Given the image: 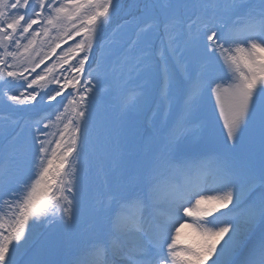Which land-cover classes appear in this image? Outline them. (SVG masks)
<instances>
[{
  "label": "snow or ice",
  "instance_id": "obj_1",
  "mask_svg": "<svg viewBox=\"0 0 264 264\" xmlns=\"http://www.w3.org/2000/svg\"><path fill=\"white\" fill-rule=\"evenodd\" d=\"M123 8L0 0V109L43 113L28 135L7 116L0 128V264L38 243L32 264H264V0H135L113 26ZM158 79L151 132L127 152L115 138L97 190L98 90L127 89L128 117ZM55 228L68 238L40 239Z\"/></svg>",
  "mask_w": 264,
  "mask_h": 264
},
{
  "label": "rangeland",
  "instance_id": "obj_2",
  "mask_svg": "<svg viewBox=\"0 0 264 264\" xmlns=\"http://www.w3.org/2000/svg\"><path fill=\"white\" fill-rule=\"evenodd\" d=\"M124 5V8L121 12L113 18V26L118 23H122V18L126 17L128 12L131 11L129 5L134 3L135 0H121ZM110 29H106L104 35ZM72 41H69L68 44H71ZM157 46L160 45V41H156ZM68 45H62V47H67ZM60 49L57 50L59 53ZM52 60L55 59V56L51 57ZM50 61H46V63H50ZM139 82H134L130 84L128 88H134L137 86ZM163 87L162 79H158L154 85L152 90V102L149 104L143 112L140 114L131 113L128 117L122 116V108H121V97L124 95L127 89H122L117 86L115 82L109 85L105 84L98 90V101L94 105L93 108V132H92V150L90 152V161L93 168L92 174V183L97 190L103 187L104 175L103 170H107L109 167V152L113 147V141L119 135L121 138L120 149L121 151L127 152L131 147L136 146L139 147L144 138L148 136L149 129L152 130V120L155 118L156 113L159 109V98H160V90ZM180 101L178 98H174L173 105L174 109L172 115L170 116L171 120H174V114L176 107L179 105ZM43 113L37 114L33 112H24V111H10L0 109V128L3 127V118L8 117L9 122L17 121L20 127L15 128V132L21 131L23 128L24 135H28L29 128L27 127L29 124L34 128V121L39 118ZM159 121L157 120V124ZM42 126V125H41ZM12 132V135L15 134ZM133 137L134 145L130 143H126L125 137ZM11 139V135L8 136V139H5L2 134H0V167L4 165V163L8 160L9 149L6 145L9 143ZM190 145L194 150L197 148V142L193 139H189L185 142ZM30 165L25 164V173H27ZM86 223V219L81 217L77 221V228L83 227ZM38 232L43 233L41 235V240L45 238V236L50 237L52 243H57L60 241H64L68 238L67 233L64 232L61 228H55L50 230L37 229ZM186 238L190 242H195L197 237L196 234L192 230L184 231ZM39 250V243L36 248H33L27 252H25L19 260V264H31L33 260L36 258V254ZM50 259H59V257L55 254L49 257Z\"/></svg>",
  "mask_w": 264,
  "mask_h": 264
},
{
  "label": "bare ground",
  "instance_id": "obj_3",
  "mask_svg": "<svg viewBox=\"0 0 264 264\" xmlns=\"http://www.w3.org/2000/svg\"><path fill=\"white\" fill-rule=\"evenodd\" d=\"M191 230V229H185L184 231ZM32 264V263H31Z\"/></svg>",
  "mask_w": 264,
  "mask_h": 264
}]
</instances>
